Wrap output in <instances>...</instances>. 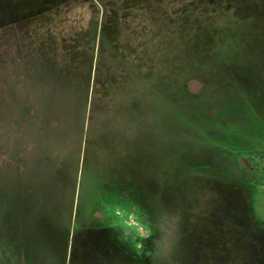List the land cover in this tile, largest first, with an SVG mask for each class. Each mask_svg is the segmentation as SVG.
<instances>
[{
    "label": "rangeland",
    "instance_id": "rangeland-1",
    "mask_svg": "<svg viewBox=\"0 0 264 264\" xmlns=\"http://www.w3.org/2000/svg\"><path fill=\"white\" fill-rule=\"evenodd\" d=\"M67 5L0 12L1 263L37 240L45 264H135L72 232L107 197L155 217L152 264H264V191L250 212L202 174L222 135L260 127L245 113L264 107V0ZM123 219L125 240L148 235Z\"/></svg>",
    "mask_w": 264,
    "mask_h": 264
},
{
    "label": "flooded vegetation",
    "instance_id": "flooded-vegetation-1",
    "mask_svg": "<svg viewBox=\"0 0 264 264\" xmlns=\"http://www.w3.org/2000/svg\"><path fill=\"white\" fill-rule=\"evenodd\" d=\"M67 3L68 0H0V12L55 13L67 8L69 6ZM249 106L257 116H261L259 120L263 126L264 107L256 105L253 101L249 103ZM249 131L244 134L245 137L248 136L243 141V144L236 138V135L229 136L228 138L232 141L224 144L227 139H225L226 137L223 138L222 135V140L220 141L222 150L214 156L211 162L202 166V174H207L212 181L222 184L224 190L239 195L245 204V208L251 212L253 206L261 201L264 191V127L261 130L250 129ZM93 208L96 211L92 210L91 214H84V210L81 209L75 214L72 232L73 230L77 232V235L74 233V236H77L79 247L81 243L83 248H85L87 242L84 240L91 237L90 241L94 240L96 245H104L108 253L111 249H115L123 252V255L130 261L135 262V264H152V258H157L160 252L159 250H148V246L156 232L154 227L147 222L154 220L155 217L150 214L146 207L142 206L140 202L128 201L125 198L119 203L117 200L105 197L104 200L102 199L100 202L92 204L90 210ZM97 211L101 212V214L96 215ZM130 214L136 216L142 228L148 231V235L142 236L138 234L137 240L124 239L126 229L131 227L127 226L123 218L130 216ZM83 219L86 221L92 220V225H89V222H83ZM60 220L61 218L58 217V221ZM131 229L134 230L133 227ZM79 237H83L82 241ZM9 239L7 243L12 241V237ZM134 243H136V246ZM36 244L38 242L34 240L30 249L25 250L22 248L19 250V253L23 251L27 253L29 256L28 263L26 262V257L23 256L24 254L21 255V261L19 262L17 253L14 254L7 251L5 255L12 259L8 264H45V260L41 259L43 257L42 253L45 251L39 247L37 248ZM9 246H12V243ZM9 246L3 247L7 250ZM3 247L0 246V264H2L3 260ZM77 256L82 259V255ZM101 257L103 258L104 256ZM101 257L96 260L95 264L102 262ZM102 264H109V260L108 262H102Z\"/></svg>",
    "mask_w": 264,
    "mask_h": 264
},
{
    "label": "trees",
    "instance_id": "trees-1",
    "mask_svg": "<svg viewBox=\"0 0 264 264\" xmlns=\"http://www.w3.org/2000/svg\"><path fill=\"white\" fill-rule=\"evenodd\" d=\"M254 111H253V109L250 107V106H248L247 105V107H246V113L245 114H247V117H253V118H259V116H254V113H253ZM243 116H245V115H243ZM241 117V116H240ZM258 124L260 125V127L258 128V130L260 129H262L263 127H264V125L262 126V123H261V121L259 120L258 121ZM226 135H228V134H226ZM226 136L224 135L223 136V138H225ZM225 139H227V140H225L224 141V144H226V143H228V141H232V140H230L228 137H226ZM229 139V140H228ZM238 139V138H237ZM242 144H243V142H241ZM256 208L257 207H259L260 206V202L259 203H257V204H255L254 205ZM253 220H255L256 222H255V226H256V228L258 229V232H260L261 234L260 235H262V236H264V217L263 216H261V215H258V214H256L255 215V218L253 219Z\"/></svg>",
    "mask_w": 264,
    "mask_h": 264
}]
</instances>
